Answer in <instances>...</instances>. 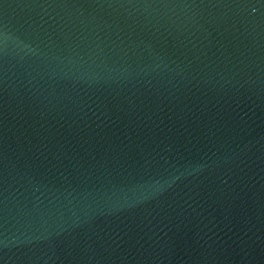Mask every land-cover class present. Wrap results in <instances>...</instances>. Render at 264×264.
<instances>
[{"label":"water","instance_id":"obj_1","mask_svg":"<svg viewBox=\"0 0 264 264\" xmlns=\"http://www.w3.org/2000/svg\"><path fill=\"white\" fill-rule=\"evenodd\" d=\"M0 264H264V0H0Z\"/></svg>","mask_w":264,"mask_h":264}]
</instances>
